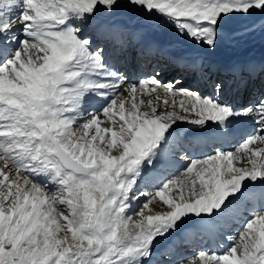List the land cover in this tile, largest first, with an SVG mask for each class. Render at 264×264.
Wrapping results in <instances>:
<instances>
[{
    "label": "snow or ice",
    "instance_id": "6c2138e0",
    "mask_svg": "<svg viewBox=\"0 0 264 264\" xmlns=\"http://www.w3.org/2000/svg\"><path fill=\"white\" fill-rule=\"evenodd\" d=\"M122 9L215 49L264 0H0V264H166L177 236L227 221L224 251L176 264H264V96L237 110L220 84L206 96L155 68L131 82L110 56L143 52L142 36L102 22ZM238 121L254 134L233 150L185 153L179 176L141 189L183 151L181 124L214 140Z\"/></svg>",
    "mask_w": 264,
    "mask_h": 264
},
{
    "label": "bare ground",
    "instance_id": "6f19581e",
    "mask_svg": "<svg viewBox=\"0 0 264 264\" xmlns=\"http://www.w3.org/2000/svg\"><path fill=\"white\" fill-rule=\"evenodd\" d=\"M102 22L114 27L125 29L130 34H135V33L144 34L147 39L151 37L153 40H156L158 45H162L165 41H170L169 48L172 51H174L176 54L188 53L191 56H198L199 61H202L203 63L205 62L209 63V68L211 67L217 68L225 64H230L231 66H237L236 63L238 61H241V64H244L245 62H253L259 58L264 57V17L259 19L258 21H255L254 24L252 25H249L250 22L247 24L244 23L247 21L238 22L236 19L228 21L224 26L223 39L220 40V42L217 44L215 49H209L207 47H197L191 45L183 37H181L173 27L165 23L162 19H157V18L148 19L144 17L141 13L131 9H122L114 16L104 17ZM110 61L111 63L114 61L113 56L111 57ZM120 64L122 67L123 63ZM120 64L118 66H120ZM252 71L255 73L257 72V70L255 69H253ZM131 82H135V81H131ZM183 88L191 91H198L202 95L214 96V92L212 90L200 92L195 87H183ZM219 99L224 103H227L229 105L231 104L229 103L226 97L225 91H223L219 95ZM231 106L236 107L237 104L232 103ZM238 122L234 124V126L239 124ZM241 122H243L242 126L246 125V121H241ZM249 124L250 123L247 122V125ZM251 131H254L253 125L251 126V129L247 130V133L250 134ZM179 132L182 140L185 136H187L188 139L186 141L190 142V140H192L195 144L200 146L197 147L199 148V150L205 149L204 145L208 143V138H209L207 135H200V134L189 135L188 133L195 132V130L193 126L186 123L180 125ZM247 133H244V131L239 132L237 134L238 139H240L242 135H245ZM227 136L230 135L228 134ZM221 148L222 150H230V149H225L222 146ZM170 167H173V163ZM149 183L153 184L152 182ZM149 183H145V184H149ZM142 185L143 184H141V189L143 191L148 193L155 192L153 190H148L149 188H145V186L142 187ZM151 187L154 188L153 186ZM144 200H145L144 197L140 198V202H143ZM140 202H137V207L139 206ZM150 207H152L153 212L155 213L166 210V207L158 200L154 202V204L151 205ZM231 223L233 224L232 221H228V224ZM235 226L232 225V227H230L229 232H224L223 228L217 230L216 233L214 231H210V233L216 239V244L217 245L223 244L226 248L228 242L224 238L226 236L224 235V233L226 234L228 233V235L231 236L238 235V225L235 224ZM201 232L202 231L199 230H193L192 232L183 235L200 234ZM191 251L192 250L186 252L188 256H191L189 255ZM211 251H215L219 253L224 251V248L221 247L217 248L215 246H212ZM193 257H189V258L186 257V258L187 260H191ZM164 259L165 262L167 263L168 259L170 258H164Z\"/></svg>",
    "mask_w": 264,
    "mask_h": 264
},
{
    "label": "rangeland",
    "instance_id": "374dc122",
    "mask_svg": "<svg viewBox=\"0 0 264 264\" xmlns=\"http://www.w3.org/2000/svg\"><path fill=\"white\" fill-rule=\"evenodd\" d=\"M263 17L264 16L257 14V15H254V16L248 17V18H236V20L238 22L247 21V22H244V23H247L248 24L250 22L249 25H252V24H254L255 21H258L259 19H261ZM188 134L189 135H193V134H196V133L195 132H192V133H188ZM194 149L199 150V148H197V147H194ZM202 150H204V149H202ZM184 155L185 154H183L181 152L178 153V154H176V159L178 161H176L175 163L173 162V167H168L167 170L164 171V172H162V173H154V175L159 176V177H157V179L155 181H157V180H159L160 178H163V177H165V178H173V177L179 176L181 174V172H183V170L185 169V167L187 166V164L189 163V159H187V158H181ZM197 158H201V157H197ZM179 161L181 162V164L179 165V167L177 168V170H175V169L172 170L171 168H176L177 167ZM165 178H163L162 180H164ZM144 184L142 185V187L145 186V188H149L150 190H153V188L151 186L155 187L154 184H150V183L149 184H145V185ZM153 191H155V190H153Z\"/></svg>",
    "mask_w": 264,
    "mask_h": 264
}]
</instances>
